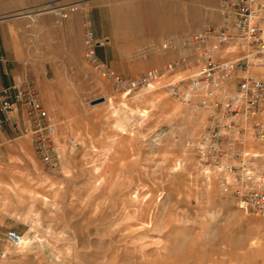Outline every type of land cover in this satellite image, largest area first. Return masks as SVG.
I'll return each mask as SVG.
<instances>
[{
  "label": "rangeland",
  "instance_id": "374dc122",
  "mask_svg": "<svg viewBox=\"0 0 264 264\" xmlns=\"http://www.w3.org/2000/svg\"><path fill=\"white\" fill-rule=\"evenodd\" d=\"M70 4L78 12L59 19L57 8ZM217 4L0 0V26L13 15L27 18L35 57L39 23L47 27L57 72L40 94L59 147L54 167L30 138L2 147L0 264H264V216L244 215L216 175L207 179L197 167L203 113L162 83L123 94L83 57L88 20L106 40L98 58L135 80L174 57L162 49L166 41L217 25ZM7 229L23 236L20 247L4 241Z\"/></svg>",
  "mask_w": 264,
  "mask_h": 264
},
{
  "label": "built area",
  "instance_id": "2783aa9c",
  "mask_svg": "<svg viewBox=\"0 0 264 264\" xmlns=\"http://www.w3.org/2000/svg\"><path fill=\"white\" fill-rule=\"evenodd\" d=\"M77 5L57 8L59 19L78 12ZM217 25L162 49L174 57L137 79L114 74L97 56L106 40L96 38L83 22L84 60L117 91L128 94L161 84L172 98L205 116L196 146L197 167L207 179L216 175L221 191L230 194L247 216H264V3L261 0H218ZM164 79V82L162 80ZM20 109L24 117L18 119ZM0 126L9 122L18 137L30 138L36 154L54 167L59 159L55 124L32 85L14 83L0 90ZM23 236L7 229L5 242L19 246Z\"/></svg>",
  "mask_w": 264,
  "mask_h": 264
},
{
  "label": "crops",
  "instance_id": "0c3cea01",
  "mask_svg": "<svg viewBox=\"0 0 264 264\" xmlns=\"http://www.w3.org/2000/svg\"><path fill=\"white\" fill-rule=\"evenodd\" d=\"M261 1L264 3V0ZM26 19L20 15H13L7 20L5 27L0 26V90L20 82L22 85H32L38 91L39 100L45 108L46 103L40 93L46 88L48 73L56 76L57 66L55 60L47 57L43 40L47 34V27L43 23H39V55L37 57L33 55L35 35L32 27L26 24L28 22ZM74 19L79 22L78 18ZM55 31L57 33L56 29ZM17 117L18 119L24 117L22 109ZM21 138L23 137L16 135L9 122H4L0 126V153L3 146L12 147L14 142Z\"/></svg>",
  "mask_w": 264,
  "mask_h": 264
},
{
  "label": "water",
  "instance_id": "95a60500",
  "mask_svg": "<svg viewBox=\"0 0 264 264\" xmlns=\"http://www.w3.org/2000/svg\"><path fill=\"white\" fill-rule=\"evenodd\" d=\"M102 101H103V99L99 98V99L94 100L92 103H99V102H102Z\"/></svg>",
  "mask_w": 264,
  "mask_h": 264
},
{
  "label": "bare ground",
  "instance_id": "6f19581e",
  "mask_svg": "<svg viewBox=\"0 0 264 264\" xmlns=\"http://www.w3.org/2000/svg\"><path fill=\"white\" fill-rule=\"evenodd\" d=\"M22 241H23V238H22ZM21 244H22V242H21ZM21 244L19 245V247L21 246Z\"/></svg>",
  "mask_w": 264,
  "mask_h": 264
}]
</instances>
